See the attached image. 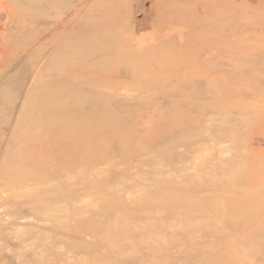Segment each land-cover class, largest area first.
I'll return each mask as SVG.
<instances>
[{"label":"rangeland","instance_id":"obj_1","mask_svg":"<svg viewBox=\"0 0 264 264\" xmlns=\"http://www.w3.org/2000/svg\"><path fill=\"white\" fill-rule=\"evenodd\" d=\"M0 264H264V0H0Z\"/></svg>","mask_w":264,"mask_h":264},{"label":"bare ground","instance_id":"obj_2","mask_svg":"<svg viewBox=\"0 0 264 264\" xmlns=\"http://www.w3.org/2000/svg\"><path fill=\"white\" fill-rule=\"evenodd\" d=\"M2 5V4H1ZM71 43H74V45L75 46H77V47H79V48H82V47H84V43H85V39H83V37H80V36H78L75 40H73V41H70L69 40V43H67V46H69V45H71ZM105 49L104 48H102L101 47V45H99V46H96L95 48H94V51H93V54L91 53V54H87L85 51H84V48L82 49V50H79V57L80 58H82V60H85V59H87V58H94V56H97V57H99L101 54H102V52L104 51ZM74 53H77L76 51H74L73 50V52L70 54V55H73ZM60 69L61 70H64V68L62 67H60ZM75 72V71H74ZM59 85V87L61 86L60 84H61V81H59V83H58ZM33 100V99H32ZM37 110H39L40 112H41V110L38 108ZM55 112H57L58 114L60 113V111H58V110H53V109H51V110H49V113H51V114H53V115H55L56 113Z\"/></svg>","mask_w":264,"mask_h":264}]
</instances>
